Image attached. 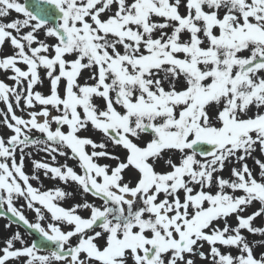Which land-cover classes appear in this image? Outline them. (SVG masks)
Instances as JSON below:
<instances>
[{"label": "snow or ice", "instance_id": "obj_1", "mask_svg": "<svg viewBox=\"0 0 264 264\" xmlns=\"http://www.w3.org/2000/svg\"><path fill=\"white\" fill-rule=\"evenodd\" d=\"M0 73V216L40 237L15 232L0 264H264V0H0ZM38 146L81 171L26 173ZM39 170L101 203L63 206L73 193L33 186Z\"/></svg>", "mask_w": 264, "mask_h": 264}, {"label": "rangeland", "instance_id": "obj_2", "mask_svg": "<svg viewBox=\"0 0 264 264\" xmlns=\"http://www.w3.org/2000/svg\"><path fill=\"white\" fill-rule=\"evenodd\" d=\"M21 2H24V0H21ZM183 11V9H182ZM17 14L15 12H13L11 14V16L8 19H12V18H16ZM22 18V17H20ZM41 37H43V33L40 34ZM49 43H54V40H49ZM13 52V49L11 48L10 45H5L3 48V53L4 54H11ZM22 68H26V66L24 65H20ZM42 72V76H43V70H41ZM89 73L87 71H85L83 73V76L81 78V82H83L84 79H87ZM0 78H4V74L0 73ZM9 84H12L13 82L11 80H7L6 81ZM36 90L42 91L44 93H48L49 91V85H48V81L45 78L44 84L43 85H37ZM98 104L102 105V101L101 100H97L96 101ZM6 109V105L3 104V102H0V110H5ZM39 109V106H37V110ZM27 111H20V109H16V114L17 115H21L24 116L25 118H27ZM3 117L0 116V120H2ZM55 127V125H53V128ZM67 129H65L66 131ZM0 134H2L3 136L7 137L10 136L12 133L10 130H8L6 127L3 126L2 123H0ZM31 135L33 136V138H43L42 134L36 132L35 130H33V132L31 133ZM80 135L82 136H90L91 138H93L94 140H96L97 142L101 141L104 139L103 134L95 131L91 128V126L89 125V129L86 132H81ZM43 146H38V147H30L29 149H27L26 151H30L32 153L31 157H26L25 158V171L28 174H33L34 169H33V160H39V161H43V162H48L50 164H53V166H59L62 164H68L69 166L73 167L74 170H76L78 173L81 171L79 166H78V162L75 159H70L69 156L70 154V150L65 149V151L69 152V156H60V155H56V161H52L51 157L45 153L42 150ZM88 151H91V148H88ZM108 151L110 152H116V153H120L121 150L119 148H114L111 143L108 144ZM254 156L264 159V156L261 155L259 148H257V151L254 153ZM18 158H19V154H18ZM101 164L104 163H109V164H114V161L111 160H105V159H101L98 161ZM247 163L249 164L250 167L253 168L254 172L258 173V168L256 167V165L254 164V161L252 159H248ZM233 166H238L235 165L234 162L233 163H228L224 169V171L222 173H220L221 175H223L225 178L230 176V169ZM160 170H165V166L163 164V162H161L160 165ZM36 174H38L40 176V180L36 181L33 180L31 181L33 186L35 187H42V190H48V189H55V188H61L67 192H72L73 196L62 201V205L65 207H68L72 204L75 203H83L84 200H87L88 202H92V203H96L99 204L101 203L99 200H96L94 197H92L91 195H87L82 193V190L79 189L78 185H76L74 182H69L67 184H64L62 181H60L59 179H51V178H46L43 174V170H39L36 172ZM239 194V193H238ZM16 205L17 207H20L21 205H24V212L25 215L27 216V218L29 219L30 222H35L36 221V213L34 212V210L32 209H28L26 207V203L25 201L21 198L18 199L16 201ZM39 206V205H37ZM260 205L259 203H254L251 207H249L247 209V213L246 214H251L253 211H255L257 208H259ZM2 211V210H0ZM80 214L83 216H88L89 212L87 210H80ZM10 215V214H9ZM45 216L49 217L50 219V214H48L45 210ZM49 219H46L44 221H41L42 224L46 225L49 222ZM221 225L223 222H220ZM229 223L232 224L233 226L236 224V219L235 217H231L229 218ZM11 224L10 227H6V225ZM254 226L257 227H264V217L261 218H257L254 221ZM67 230V229H66ZM19 231L24 240L27 241L28 243H31L33 240L36 239V233H33L31 235H29L28 230L26 229V227H23L15 222H13L11 219H9L8 217L5 216H0V247L4 246L5 241L11 237L15 232ZM245 235L248 236L249 240H257V239H262V237L259 236H253L247 232H245ZM75 238L73 239V243H75ZM15 247L19 248L21 247L19 242H16ZM204 250L207 252L208 251V246L205 244ZM234 251V250H233ZM257 253H259L261 251V248H257L256 249ZM12 264H22V261L17 262V261H13ZM197 264H208L207 261H201V260H197Z\"/></svg>", "mask_w": 264, "mask_h": 264}]
</instances>
